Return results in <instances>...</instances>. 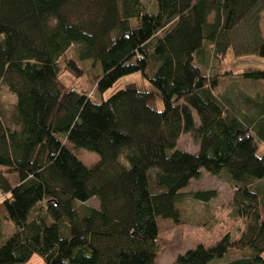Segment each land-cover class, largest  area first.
<instances>
[{
  "label": "trees",
  "instance_id": "obj_1",
  "mask_svg": "<svg viewBox=\"0 0 264 264\" xmlns=\"http://www.w3.org/2000/svg\"><path fill=\"white\" fill-rule=\"evenodd\" d=\"M154 5L147 12L141 0H0V96L3 87L12 98L9 106L0 98V221L12 225L0 264L32 255L44 264H156L158 220L178 225L182 200L216 197L184 191L203 172L227 177L243 228L173 264H208L227 252L240 256L224 264H264V94L242 93L241 114L217 93L220 75L205 73L209 57L230 49L236 63L254 67L235 78L264 85L254 62L264 59L256 12L264 0ZM70 50L75 59L63 60ZM84 61L100 66L98 96L132 73L151 88L128 83L95 102L60 79L80 78ZM185 134L195 153L177 148ZM59 139L98 161L86 167ZM91 198L98 207L80 216L73 201Z\"/></svg>",
  "mask_w": 264,
  "mask_h": 264
},
{
  "label": "rangeland",
  "instance_id": "obj_2",
  "mask_svg": "<svg viewBox=\"0 0 264 264\" xmlns=\"http://www.w3.org/2000/svg\"><path fill=\"white\" fill-rule=\"evenodd\" d=\"M141 1L145 5V10L147 12H153L155 10L154 0ZM256 12H258L257 27L259 33L264 37L263 6H259ZM209 20H212V15L209 16ZM242 30L243 29L237 31L236 29V31H234L236 32L234 34L236 38H238L237 35L243 36ZM248 43L250 44L251 41ZM243 47L244 44H242V48ZM238 49L241 50V48ZM238 57L239 56H235L230 49H228L223 56L209 57L208 67L205 73L207 76L209 74L220 75L217 93L227 97L229 99V105L242 114L248 112V108L243 101L244 97L242 93H245L244 95L247 96H261L264 94V85L241 82V80L235 78L236 74L250 71L254 68L249 69L248 67L250 65L236 63V58ZM69 58L75 59L71 50L65 54L63 60ZM254 62H256L260 68L263 66L264 69V59H258ZM62 66L63 63L61 60L60 68H62ZM79 66L82 68V76L80 78L74 80L69 74L63 72L61 73L60 79L65 85H69L70 88L73 87V89L85 93L95 102H98L100 99H106L128 83H134L139 89L151 88L150 84L139 73H132L117 80L111 88L105 91L101 96H98L94 92V85L101 74L100 66L91 61H84L82 64H79ZM227 72L233 73L228 75L226 74ZM0 98L7 106L12 102L11 96L5 92L3 87ZM59 141L86 167H91L98 161L96 154L83 149L74 150L64 139H59ZM177 148L195 153L198 146L190 135L185 134L179 138ZM258 153H262L261 147H259ZM1 169L2 167H0V170ZM7 178L11 184L17 181L16 174L8 175ZM257 185L261 189H264V179L257 182ZM199 190H214L216 192V197L208 203L195 202L189 199L182 200V203L178 206L180 212V223L178 225H174L170 220H158V243L160 244V251L155 259L156 264H173L176 256L187 255L188 252H195L198 250V245L204 248L210 247L226 232H229L231 237H236L239 229L243 228V221L234 218L232 215L233 213L230 208L232 189L225 175L218 177L203 172L200 178L192 180L184 191L189 193ZM97 207L98 202L95 198H91L85 202L73 201V208L77 210L80 216L84 215L88 208ZM0 231L1 245L12 233L11 223L6 220H1ZM61 235L68 236V233L64 231ZM239 256L237 252H227L222 258L214 259L208 264H224L229 258L235 259ZM25 264H44V262L40 256L32 255Z\"/></svg>",
  "mask_w": 264,
  "mask_h": 264
}]
</instances>
